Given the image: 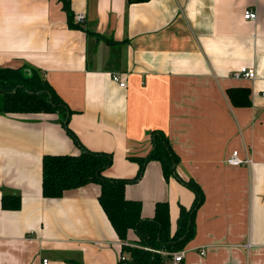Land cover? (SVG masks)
<instances>
[{"label":"crops","instance_id":"1","mask_svg":"<svg viewBox=\"0 0 264 264\" xmlns=\"http://www.w3.org/2000/svg\"><path fill=\"white\" fill-rule=\"evenodd\" d=\"M0 0V68L34 70L72 110L0 113V264H119L124 243L92 182L43 195V157L112 153L110 178L133 179L129 156H145L151 132L165 134L176 171L203 193L181 264H264V0ZM257 12V19L245 12ZM243 66L256 78H237ZM120 73L121 86L112 74ZM248 104H238L231 97ZM80 143V144H79ZM238 150L249 165L232 166ZM10 207H3V196ZM127 199L153 218L167 202L172 235L195 192L151 160ZM20 197V208L14 207ZM14 200V201H12ZM205 250V254L201 251ZM44 259L48 262L44 263Z\"/></svg>","mask_w":264,"mask_h":264},{"label":"trees","instance_id":"2","mask_svg":"<svg viewBox=\"0 0 264 264\" xmlns=\"http://www.w3.org/2000/svg\"><path fill=\"white\" fill-rule=\"evenodd\" d=\"M68 15L70 25L74 24V12L71 0H59ZM130 3H142L149 0H128ZM235 91V90H233ZM230 90L231 97L235 94ZM235 99V98H234ZM238 104H248L235 99ZM57 113L59 121L67 132L76 140L77 137L69 128L72 110L56 93L52 86L39 74L23 73V68H0V113ZM152 148L145 156H129L139 163L140 169L133 179L110 178L104 171L113 164L112 153L96 152L82 147L79 154H46L43 157V195L48 198L62 197L66 190L78 188L92 182L99 183L101 194L99 201L114 226L120 240L124 243L128 239L131 229L138 236V246L124 244L123 251L130 253V259L121 260L119 264H165L163 253L150 249L175 252L184 248L194 234V215L203 202V193L193 181H185L176 171L178 156L173 150L168 137L159 132H151ZM80 144V143H79ZM157 160L162 164L164 176L167 180L171 176L177 177L192 188L196 194L195 201L190 208L181 207L176 232L172 235L170 228V212L167 202H158L153 218L142 217V203L138 200L127 199L125 188L128 183H135L141 179L146 164ZM7 195L3 196V207L8 208ZM14 201V200H12ZM14 207L20 208V197H16ZM150 248V249H147Z\"/></svg>","mask_w":264,"mask_h":264},{"label":"built area","instance_id":"3","mask_svg":"<svg viewBox=\"0 0 264 264\" xmlns=\"http://www.w3.org/2000/svg\"><path fill=\"white\" fill-rule=\"evenodd\" d=\"M245 18L256 20L257 19V12L252 11L251 9L245 12ZM85 20V14H80L77 16L78 22H83ZM256 70L254 68L243 66L239 70L233 73V76L237 78H248V79H255L256 78ZM112 77L114 81L119 82V84L123 87L126 85V82L122 80V75L120 73H113ZM264 95V92L262 93ZM227 163L232 166H240V165H249L252 163V159L250 157H241L238 150H234L231 155L227 159ZM150 249V248H147ZM152 251L163 253L166 256V263L165 264H181L184 258V251H175V252H167L161 250L150 249ZM202 254H205V250L201 251ZM126 257L123 255L122 260H125ZM48 260L44 259V263H47Z\"/></svg>","mask_w":264,"mask_h":264}]
</instances>
